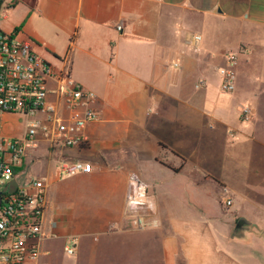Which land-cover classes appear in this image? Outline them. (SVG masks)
I'll return each mask as SVG.
<instances>
[{"label":"crops","instance_id":"obj_1","mask_svg":"<svg viewBox=\"0 0 264 264\" xmlns=\"http://www.w3.org/2000/svg\"><path fill=\"white\" fill-rule=\"evenodd\" d=\"M3 2L6 31L98 97L82 146L34 151L14 176L11 187L48 181L38 264H264V181L251 180L248 147L261 142L240 118L238 84L221 88L229 51L183 15L264 26V0ZM61 160L92 170L58 178ZM26 172L36 175L18 180ZM138 185L145 228L127 208ZM247 186L258 188L248 196Z\"/></svg>","mask_w":264,"mask_h":264},{"label":"built area","instance_id":"obj_2","mask_svg":"<svg viewBox=\"0 0 264 264\" xmlns=\"http://www.w3.org/2000/svg\"><path fill=\"white\" fill-rule=\"evenodd\" d=\"M1 1V0H0ZM121 24L117 25V29ZM200 35L189 43L196 45ZM237 53L225 54V64L218 68L221 88L235 89ZM197 81V85L202 84ZM97 94L71 78L67 66L58 68L39 56L31 42L18 32L0 30V182H11L32 152L46 148L80 147L87 141L86 126L100 119ZM249 106L241 107L242 119L249 118ZM24 117V131L17 136L4 132L7 117ZM92 170L83 160H61L57 164L58 178ZM48 181L45 177L0 191V264H38L43 237V213L47 205ZM144 187L127 197L131 223L145 228L151 222L136 212L146 205L142 200ZM231 199L225 204L230 205ZM133 211V212H132ZM74 243L64 246L68 255L74 253Z\"/></svg>","mask_w":264,"mask_h":264},{"label":"rangeland","instance_id":"obj_3","mask_svg":"<svg viewBox=\"0 0 264 264\" xmlns=\"http://www.w3.org/2000/svg\"><path fill=\"white\" fill-rule=\"evenodd\" d=\"M7 8L4 2L0 5V30L3 31H6L5 28L9 21L3 18ZM16 13L14 11L11 17H14ZM177 14L176 12L173 16ZM183 15L197 26L205 28L207 41L210 45L221 43L224 53L227 51L237 53L235 71L237 68L239 72L236 76L235 88L237 83L238 90L246 97L243 102L244 106H249L251 109L249 118L246 120L255 125L256 138L261 142L259 144L254 141L248 146L251 180L264 181V26L223 21L187 12H184ZM251 101H255V105H252ZM240 118L242 119V117ZM24 126V117L10 116L4 126V132L17 136L22 133ZM28 159L26 158V162ZM33 174L36 175L34 172ZM33 174L28 172L20 174L18 180L34 176ZM14 183L15 180L10 183L0 182V191L11 187ZM247 188L250 190L247 191V194L251 196L254 193L253 188L257 189L258 187L247 186ZM186 194L200 195L203 193L201 190L191 189L187 186Z\"/></svg>","mask_w":264,"mask_h":264},{"label":"water","instance_id":"obj_4","mask_svg":"<svg viewBox=\"0 0 264 264\" xmlns=\"http://www.w3.org/2000/svg\"><path fill=\"white\" fill-rule=\"evenodd\" d=\"M0 202H1V195H0ZM244 224V220L242 218L238 219L235 225L236 229H240Z\"/></svg>","mask_w":264,"mask_h":264}]
</instances>
